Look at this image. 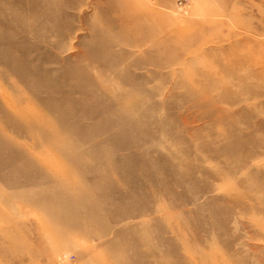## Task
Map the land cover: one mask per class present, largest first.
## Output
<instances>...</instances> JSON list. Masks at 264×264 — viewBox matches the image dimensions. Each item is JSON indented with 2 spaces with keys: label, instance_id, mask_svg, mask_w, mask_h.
Returning <instances> with one entry per match:
<instances>
[{
  "label": "rangeland",
  "instance_id": "374dc122",
  "mask_svg": "<svg viewBox=\"0 0 264 264\" xmlns=\"http://www.w3.org/2000/svg\"><path fill=\"white\" fill-rule=\"evenodd\" d=\"M0 264H264V0H0Z\"/></svg>",
  "mask_w": 264,
  "mask_h": 264
},
{
  "label": "bare ground",
  "instance_id": "6f19581e",
  "mask_svg": "<svg viewBox=\"0 0 264 264\" xmlns=\"http://www.w3.org/2000/svg\"><path fill=\"white\" fill-rule=\"evenodd\" d=\"M44 134V133H43Z\"/></svg>",
  "mask_w": 264,
  "mask_h": 264
}]
</instances>
